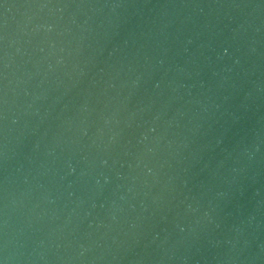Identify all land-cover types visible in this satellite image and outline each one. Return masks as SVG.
Here are the masks:
<instances>
[{
  "label": "water",
  "instance_id": "95a60500",
  "mask_svg": "<svg viewBox=\"0 0 264 264\" xmlns=\"http://www.w3.org/2000/svg\"><path fill=\"white\" fill-rule=\"evenodd\" d=\"M4 264H264V0H0Z\"/></svg>",
  "mask_w": 264,
  "mask_h": 264
},
{
  "label": "snow or ice",
  "instance_id": "6c2138e0",
  "mask_svg": "<svg viewBox=\"0 0 264 264\" xmlns=\"http://www.w3.org/2000/svg\"><path fill=\"white\" fill-rule=\"evenodd\" d=\"M0 264H4V262L2 260H0Z\"/></svg>",
  "mask_w": 264,
  "mask_h": 264
}]
</instances>
